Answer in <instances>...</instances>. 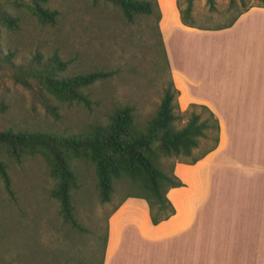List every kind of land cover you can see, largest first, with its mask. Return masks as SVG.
<instances>
[{"label": "rangeland", "instance_id": "1", "mask_svg": "<svg viewBox=\"0 0 264 264\" xmlns=\"http://www.w3.org/2000/svg\"><path fill=\"white\" fill-rule=\"evenodd\" d=\"M28 3V0H0V12L18 20L14 29L0 23V130H40L64 136L86 133L92 126L105 123L112 108L121 104L133 107L137 121L146 119L155 110L162 88L171 78L169 61L185 78L190 95L221 104L229 37L224 32L213 33L197 27L225 24L242 8L257 5L256 0H214V9L210 10L205 0H191L193 27L174 22L175 15L169 12L162 21L165 41L158 24L169 57L166 62L157 44L152 16L139 15L128 23L116 7L103 0H46L44 6L56 11L53 24H49L39 22ZM173 3L180 9L186 5L185 0ZM157 7L160 13L158 2ZM53 52L67 62L64 74L98 69L112 72L86 88L88 105L60 103L33 80L23 86L12 78L15 67L27 63L34 53L45 58ZM5 55H9L10 61L3 59ZM174 72L181 86L175 99L174 125L180 127L186 120L184 111L189 103L184 104L188 97L182 77L175 69ZM210 136L199 140L192 156L212 144ZM189 160L171 156L160 161L161 168L171 169L182 184L168 190L172 199L179 196V200L175 198L179 209H186L187 214L195 200L193 208L202 207L195 231V247L201 254L192 262L180 258L178 262L174 239H169L168 245L150 241L132 226L137 222L130 212L138 204L124 199L128 192L135 191L127 179L114 181L110 199L101 202L92 165L73 160L78 187L71 192V203L75 220L82 227L76 229L62 221L57 202L49 196L53 179L42 159L25 156L14 162L4 157L11 192L4 189L0 179V264H99L100 260L103 264L108 220L124 202L121 207H127L126 213L116 224L119 243L110 264H205L202 256L206 253V162L196 160L188 164ZM140 229L150 231L148 227Z\"/></svg>", "mask_w": 264, "mask_h": 264}, {"label": "trees", "instance_id": "2", "mask_svg": "<svg viewBox=\"0 0 264 264\" xmlns=\"http://www.w3.org/2000/svg\"><path fill=\"white\" fill-rule=\"evenodd\" d=\"M103 1L116 7L128 23H132L139 15L152 16L158 36L157 44L167 62L158 30L160 13L156 0ZM256 1V6L264 7V0ZM28 2L27 7L39 22L53 24L56 11L44 6L46 0ZM185 2L183 9L176 4L179 20L181 24L193 27L195 25L190 19L191 0ZM205 3L208 9H214V0H205ZM247 8L237 11L225 24L197 28L217 30L229 27ZM17 21L15 16L5 11L0 12V23L5 28L14 29ZM3 59L10 61L9 55H5ZM66 66L67 62L56 52L45 58L34 53L27 63L15 67L12 78L23 86H28L29 80H33L40 89L60 103L86 106L90 103L86 88L112 73L98 69L64 74ZM177 95L178 90L171 78H168L155 110L146 119L137 121L133 107L121 104L112 108L105 123L92 126L86 133L64 136L40 130H0V179L4 189L11 192L4 157L19 162L25 156H39L53 179L49 196L57 202L62 221L72 228L82 229L73 214L71 192L78 187L72 161L83 160L93 167L94 184L101 202L110 199L114 181L124 178L135 187V191L128 192L124 199H143L152 225L167 219L175 210L167 196V190L182 184L171 169L166 171L161 168V159L171 156L189 157L187 163L192 164L215 147L218 136L217 118L202 104L189 103L184 111L185 122L180 127H175ZM209 134L212 144L205 151L192 156L199 140ZM105 241L104 238L103 242ZM101 262L102 260L99 264Z\"/></svg>", "mask_w": 264, "mask_h": 264}, {"label": "crops", "instance_id": "3", "mask_svg": "<svg viewBox=\"0 0 264 264\" xmlns=\"http://www.w3.org/2000/svg\"><path fill=\"white\" fill-rule=\"evenodd\" d=\"M157 2L158 24L165 41L164 16L173 12L174 22H181L173 0ZM204 30L224 32L229 37L221 104L190 95L185 78L174 68L185 85L188 99L184 104L205 105L218 121L215 147L197 161L206 162V253L202 257L205 264H264V7H248L229 27ZM165 51L169 61L166 48ZM169 64L173 85L180 94L179 77L170 61ZM167 195L171 198L172 194ZM128 198L137 201V209L130 214L137 222L132 226L143 238L166 244L174 239L178 262L179 258L189 262L198 259L201 253L195 247V231L202 207L193 208L196 200L185 214L186 209L180 210L179 201L175 199L179 200V196L171 198L175 207L173 214L152 225L145 201ZM120 207L108 220L109 236L103 264H110L119 243L116 224L121 222L119 219L127 208ZM140 226L150 231L142 232ZM156 230L159 232H151Z\"/></svg>", "mask_w": 264, "mask_h": 264}]
</instances>
